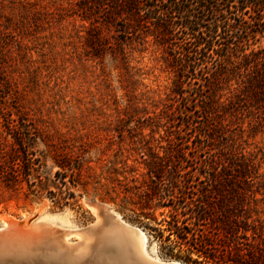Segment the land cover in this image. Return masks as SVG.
<instances>
[{
    "label": "trees",
    "instance_id": "16d2710c",
    "mask_svg": "<svg viewBox=\"0 0 264 264\" xmlns=\"http://www.w3.org/2000/svg\"><path fill=\"white\" fill-rule=\"evenodd\" d=\"M72 12L88 22L84 43L92 56L110 54L128 67L125 47L110 40L114 29L139 45L151 42L174 74L155 120L167 127V148L162 155L134 148L146 167L144 195L170 207L166 239L175 257L183 264H264V157L240 142L249 130L264 134V0H77L63 9ZM126 104L128 113L130 99ZM13 134L11 150L0 152V181L13 190L25 182L27 194L46 191L60 205L73 197L46 188L36 136ZM48 145L62 170L55 174L76 186L83 156Z\"/></svg>",
    "mask_w": 264,
    "mask_h": 264
},
{
    "label": "rangeland",
    "instance_id": "374dc122",
    "mask_svg": "<svg viewBox=\"0 0 264 264\" xmlns=\"http://www.w3.org/2000/svg\"><path fill=\"white\" fill-rule=\"evenodd\" d=\"M76 1L0 0V152L11 150L15 129L36 136L33 149L43 163L46 188L74 195L60 205L46 191L27 194L25 182L13 190L0 181V226L1 216L30 215L67 230L82 229L98 219L90 204L94 200L143 231L149 256L183 264L166 239L170 207L156 206L144 195L146 167L134 148L140 143L160 155L167 148V127L155 120L174 74L155 45L122 39L114 29L110 40L125 47L128 67L110 54L92 56L84 43L88 22L73 12L63 15ZM128 99L132 107L126 113ZM50 140L72 147L74 155L85 159L76 186L68 176L62 180L55 174L62 170L51 158ZM240 142L247 153L264 157L263 133L249 130ZM177 218L181 224L183 216ZM79 238L71 235L69 241Z\"/></svg>",
    "mask_w": 264,
    "mask_h": 264
},
{
    "label": "bare ground",
    "instance_id": "6f19581e",
    "mask_svg": "<svg viewBox=\"0 0 264 264\" xmlns=\"http://www.w3.org/2000/svg\"><path fill=\"white\" fill-rule=\"evenodd\" d=\"M96 204L106 206L115 216L100 218V226L93 228L95 223L90 225L75 243L69 241V233H64L61 227L57 228L47 219L26 215L22 220H31L33 231L39 224H45L46 229L39 242L35 238H23L0 248V264H22L19 260L24 257L30 261L35 258V261H50L54 264H154L150 259L157 258L146 253L147 238L143 231L139 227H136L138 230L128 228L126 223H120L121 217L111 207L98 202ZM9 218L12 217L1 216L3 225ZM7 254L16 262H10ZM173 261L180 264L177 260Z\"/></svg>",
    "mask_w": 264,
    "mask_h": 264
},
{
    "label": "water",
    "instance_id": "95a60500",
    "mask_svg": "<svg viewBox=\"0 0 264 264\" xmlns=\"http://www.w3.org/2000/svg\"><path fill=\"white\" fill-rule=\"evenodd\" d=\"M90 204L93 207L97 208V210H98L97 211L98 212V221L96 220L95 222L92 223V224L95 223L93 228H97L100 226L99 224L102 223V220H100V218H102V217L104 218V216H107V215L109 217L115 216L109 212V209L106 206L97 205L94 200L90 201ZM120 223L125 224L126 222L121 220ZM92 224H90V225H92ZM90 225L85 227V228L78 229V230H67L64 228H61V230L64 233H69V236H71V235L81 236L82 232L89 229ZM126 225L130 229L138 230L135 226H132L128 223H126ZM56 227L60 228L59 226H56ZM45 229H46L45 224H39V225H37V229L33 231V224L31 223V220L23 221L22 219L9 218L6 221L5 225L0 226V248H4V246L10 245L12 242H14L13 240L17 241L18 239H23V238H25V239L26 238L27 239L35 238L39 242V240H40L39 238H41L42 232ZM6 256L8 257V259H11V260L14 259L10 254H7ZM33 259H31L33 261H30L24 257V259L22 258L21 260H19V262H21L22 264H54L53 262H50V261L41 262V261H37V260L35 261V258H33ZM11 260H10V262H16L14 260L13 261H11ZM150 260L154 264H176V262H174L173 260L161 261L159 259H153V258H151Z\"/></svg>",
    "mask_w": 264,
    "mask_h": 264
}]
</instances>
